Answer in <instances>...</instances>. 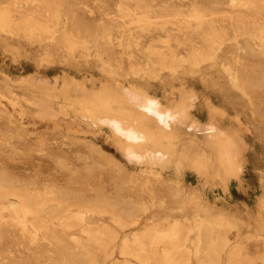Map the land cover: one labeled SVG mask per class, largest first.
<instances>
[{"label":"rangeland","instance_id":"1","mask_svg":"<svg viewBox=\"0 0 264 264\" xmlns=\"http://www.w3.org/2000/svg\"><path fill=\"white\" fill-rule=\"evenodd\" d=\"M15 1L35 7L52 26L58 37L48 40L54 43L55 58L39 67V42L29 43L0 29L2 90L13 86L21 95L27 84L14 82L4 68L14 73L98 72L101 52L160 94L182 80L200 92L206 89L215 102L231 114L239 112L255 131L244 134L250 148L241 179L229 180L217 174L221 170L217 149L206 129L172 113H160V120L173 129L171 152L186 166L180 181L168 175V180H160L162 176L146 177L149 172L131 163L111 143L87 134L70 132L71 138L63 142L51 135L61 130L48 128L45 143H40L26 124L0 104V175L32 191L49 187L60 199L72 201L71 213L64 214L60 199H49L45 203L49 224L38 228L29 223L25 231L17 216V197L9 195L0 203V264H124L126 259L145 264L135 254L122 252L125 241L134 247L146 226L157 222L165 227L176 221L182 227L184 254L191 256L190 264H199L205 253L215 249L222 264H264V209L257 215L258 195L264 190V29L250 21L246 5L235 0H0V5ZM195 6L215 19L222 35L212 55L193 64L191 43L207 44L211 30L207 22L204 31L193 30L192 39L187 37L186 20ZM143 15L148 22L141 19ZM67 22L86 43L74 57L63 39ZM6 44L29 49L15 59L7 48L11 45ZM203 77L210 81L208 86ZM195 112L207 118L203 97ZM130 131L139 137L135 129ZM203 155H209L204 161L209 172L200 180L190 167L202 162ZM206 177L209 181L203 183ZM221 230L227 242L209 246L221 240ZM161 245L164 242H160L159 257Z\"/></svg>","mask_w":264,"mask_h":264},{"label":"bare ground","instance_id":"2","mask_svg":"<svg viewBox=\"0 0 264 264\" xmlns=\"http://www.w3.org/2000/svg\"><path fill=\"white\" fill-rule=\"evenodd\" d=\"M235 2L246 5V14L252 16L250 21L259 22L260 27L264 29V0H235ZM141 19L145 22L149 20L147 15L141 16ZM207 22L211 27L206 35L207 44L191 43L193 64L198 63L204 56L212 55L215 42L219 35H222V30L215 19L208 17L198 6L192 9L186 20L185 27L189 30L186 35L189 39H192L191 31H204ZM0 29L12 31L29 43L39 42L40 46L37 49L39 67L46 62L54 61V43L50 42L48 37L52 41L58 36L35 7L17 1L13 5H0ZM63 39L67 42L73 57L77 55L80 46L86 45L82 36L75 34L69 22L63 28ZM9 45L7 48L12 51L15 59H19L18 56L22 54L25 55L29 49L24 50L26 47L21 45ZM261 46H264V43ZM99 56L98 72L85 71L79 74L64 69L51 74L37 69L14 73L4 68L5 74L14 82L23 80L27 81V84L21 95L13 86L8 90L0 88V104L5 105L10 113L15 114L26 124L30 131L37 135L40 143H45L48 128L61 130L62 133L55 130L51 135L56 139H63V142H66V138H71L70 132L87 134L93 139L104 140L114 145L122 155L129 158L131 163L149 172L146 177L151 175L154 179H158L157 177L162 176L160 180H168L166 176L168 175L169 179L180 181L181 171L186 166L171 152L175 142L173 129L159 118L160 113L169 112L190 124L206 129L217 149L216 156L221 167L217 174L224 175L229 180L241 179V174L249 160L247 151L250 148L244 134L255 131L253 124L245 122L237 111L231 114L226 106L215 102L206 89L200 92L197 88L189 87L186 80H182L180 85L166 88L160 94L150 89V83L131 77L120 61L106 57L101 52ZM234 79L237 85L242 87L237 75H234ZM203 81L208 86L210 81L206 77H203ZM200 97H203L207 104V118H202L195 112ZM114 122H118L122 128ZM132 129H135L139 137L132 135L130 131ZM207 158L209 155H203L202 162L190 167L198 173L200 180L203 176H208L209 169L204 163ZM5 176L0 175V203H5L9 195L17 197L16 211L22 223L21 228L26 231L29 223H33L38 228L49 224L45 217L48 214L45 203L52 198L60 199L58 194L54 195L49 187L45 191L29 190L13 181L7 182ZM205 181H209V178L202 179L203 183ZM258 205L257 215L261 216L264 209V190L258 195ZM60 206V211L64 214L71 213L72 201L69 197L61 198ZM181 230L178 221L165 227L153 222L137 237L139 241L136 246L132 247L126 240L122 252L135 254L145 264H190L191 256L184 254ZM219 237L221 240L211 241L209 246L219 247L227 242L222 230L219 231ZM160 242H164L160 249L162 257H159ZM215 250L205 253L200 258L199 264H222L220 251ZM124 264L135 263L126 259Z\"/></svg>","mask_w":264,"mask_h":264}]
</instances>
